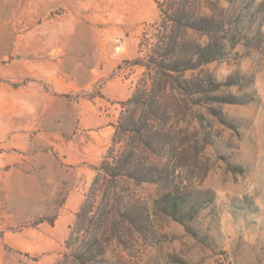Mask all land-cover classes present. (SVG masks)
Segmentation results:
<instances>
[{
    "label": "rangeland",
    "instance_id": "374dc122",
    "mask_svg": "<svg viewBox=\"0 0 264 264\" xmlns=\"http://www.w3.org/2000/svg\"><path fill=\"white\" fill-rule=\"evenodd\" d=\"M158 2L220 29L222 57L162 71L201 82L198 95L145 66L156 35L210 43L164 24ZM132 114L161 145L123 134ZM115 139L161 181L105 176ZM93 193L89 246L104 253L87 264H264V0H0V264H76L68 246Z\"/></svg>",
    "mask_w": 264,
    "mask_h": 264
},
{
    "label": "trees",
    "instance_id": "16d2710c",
    "mask_svg": "<svg viewBox=\"0 0 264 264\" xmlns=\"http://www.w3.org/2000/svg\"><path fill=\"white\" fill-rule=\"evenodd\" d=\"M176 1V0H174ZM178 1V0H177ZM233 2H239L241 0H227ZM160 10L162 11V16H164V24L171 22L174 26H185L188 28L195 29L197 28L203 33L209 35L210 43L203 47L200 44H196L191 46L186 44L185 41H179L177 37L171 35L168 36L166 33H162L161 37H155L154 43L150 44V61L149 64H145L148 69L151 65H154L157 71H159V76L166 75L162 71L163 69L168 68L173 73H180L189 69H193L197 66H202L204 63H209L217 58L222 57L223 53L222 44L219 43L217 36L220 33V29L216 24L213 18L208 16L205 17H196L192 15L187 10L183 9H174L170 8L168 10H163V4L158 2ZM186 21L187 24H184ZM225 27V26H224ZM169 39V41H168ZM165 52V53H164ZM175 57L173 61H167L168 56ZM156 58L154 59V57ZM164 62H158V59ZM194 62H196L195 65ZM143 63V62H140ZM165 63H168V67ZM165 64V65H164ZM170 64V65H169ZM143 65V64H141ZM193 65V66H192ZM167 74L169 78H173L176 83H178V88L181 90L182 94L187 96L198 95L202 92V84L201 82H193L188 80H183L181 82L174 78V74ZM142 96L140 99L144 104V111L146 113L154 112L158 107L157 96L154 95H140ZM134 97L132 100L128 101L129 103H133L136 101ZM127 102V103H128ZM158 111V110H157ZM127 129L123 130V134L131 133L132 137L137 138V136L142 138L143 144L146 146L153 145L156 143L158 146L161 145L159 143L158 135L153 133L152 126L147 124V122H142V117L135 118L132 114L127 120ZM119 144V142L115 139L114 147L111 148L110 153L112 156H106L100 171L105 173V176L110 178V180L115 179L119 180L120 178H129L136 182H146V183H155L161 181V172L158 168L153 166L154 163L148 160L143 156H140V151L137 147H129L121 155H116L115 147ZM112 160V161H111ZM166 173V172H163ZM162 173V174H163ZM164 175V174H163ZM98 194H94L90 196L89 202L87 201L77 216V224L76 228H73L70 243L68 249L72 253L73 258L75 259V263L78 264H87V261L90 260L84 259L86 256H90L93 251H95L98 255H103L104 248L103 245L95 240L96 245L91 246L95 247L92 249L89 246L90 243V231L88 230V226L90 224V219L92 214H94L95 209V200H97ZM137 210L139 213L136 214ZM140 207H134L131 209H126L125 219H127L134 227H138L139 224L137 222L140 221L142 214ZM141 215V216H140ZM140 217V218H139ZM143 217V216H142ZM89 223V224H88ZM144 223V220H143ZM142 225V224H140ZM82 227L81 231L76 233L78 236L75 237V230L79 227ZM86 229H85V227ZM72 240L74 243L71 244Z\"/></svg>",
    "mask_w": 264,
    "mask_h": 264
}]
</instances>
